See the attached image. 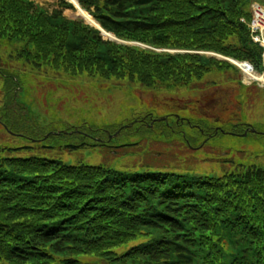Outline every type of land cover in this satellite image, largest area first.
Segmentation results:
<instances>
[{
    "label": "trees",
    "instance_id": "trees-1",
    "mask_svg": "<svg viewBox=\"0 0 264 264\" xmlns=\"http://www.w3.org/2000/svg\"><path fill=\"white\" fill-rule=\"evenodd\" d=\"M78 1L85 9L95 3ZM250 1L103 0L94 7L100 25L118 37L155 48L213 51L247 60L262 71L263 48L252 40L250 15L244 9ZM58 2L47 10L33 0H0V81L6 91L0 123L32 143L65 133L44 138L58 128L41 124L19 99L24 73L42 68L70 78L126 77L175 89L199 79L209 63L230 67L196 52L155 51L104 40L97 28L66 19L63 9L73 5ZM239 87L238 95L251 91ZM166 122L155 121L153 129L140 126L174 131L185 124L183 119L174 125ZM205 124L198 122L199 132L210 128L211 122ZM84 125L78 126L81 132L68 134L76 139L65 146L110 143L102 128ZM244 129L239 122L232 130ZM249 134L264 137L260 131ZM20 148L0 145V264H93L87 255L109 264H264L260 166L221 176L179 174L148 165L122 171L14 155ZM144 236L150 238L128 245Z\"/></svg>",
    "mask_w": 264,
    "mask_h": 264
},
{
    "label": "rangeland",
    "instance_id": "rangeland-1",
    "mask_svg": "<svg viewBox=\"0 0 264 264\" xmlns=\"http://www.w3.org/2000/svg\"><path fill=\"white\" fill-rule=\"evenodd\" d=\"M33 1L47 10L59 4V0ZM65 1L71 3L69 0ZM75 1L82 7L78 0ZM94 2V5H103V0ZM254 2H258L264 9V2L261 0H251L246 4L244 9L249 12V21L253 18L251 6ZM71 4L73 9H63L62 15L66 19H79L85 25L96 28L84 18L76 16L75 4ZM94 5L91 4L88 9L82 8L92 16L100 28L110 33L109 37L131 44L106 38L99 31L104 40L171 53L203 52L206 53L202 54L205 57L226 61L230 67L224 65L217 67L209 63L208 71L199 79L193 78L189 84L175 89L159 82L145 85L126 77L70 78L62 73L56 74L51 69L44 71L42 68L40 71L24 73L21 78V90L18 93L19 99L28 105L30 113L41 124L51 123L50 129L58 128L47 131L45 135L55 134L57 131L65 135L52 136L47 141L32 143L13 132L10 134L0 123V145L22 147L14 151V155L18 156L37 155L54 158L65 164L87 163L122 171H134L148 165L179 174L221 176L245 170L251 165L264 169V137L260 138L253 134L245 136L230 134L234 132L232 129L239 122L244 123V131L251 126L264 133V59L262 71L253 69L262 76V79H247L234 62L207 53H215L225 58L233 57L213 51L155 48L139 40L118 37L100 25L95 17ZM2 85L0 81V107L3 105L2 100L6 92ZM240 85L251 89L250 93H246L245 96L238 95ZM178 118L185 120V124L174 131L167 129L161 131L158 127L153 131L147 130L153 127L155 121H167L166 123L174 125ZM196 121L203 127L208 125L205 123L211 122L210 128L199 132L198 129H201L198 128ZM141 123L147 128L141 127ZM84 124L102 128L104 140L110 143L101 145L96 142L88 146L81 144L76 148L65 146L75 143L76 138H70L69 135L75 131L81 132L77 130L78 126ZM65 126L73 128L66 130ZM120 127L119 133L112 136ZM217 128L223 129V133L218 131L211 136ZM154 131L160 134L155 135ZM234 133L241 134L237 131ZM95 139L100 141L101 138ZM122 144H127L128 147H123ZM149 238L139 237L128 245ZM117 250L123 251V248ZM86 261L93 264H109L107 259L95 255H87Z\"/></svg>",
    "mask_w": 264,
    "mask_h": 264
},
{
    "label": "bare ground",
    "instance_id": "bare-ground-1",
    "mask_svg": "<svg viewBox=\"0 0 264 264\" xmlns=\"http://www.w3.org/2000/svg\"><path fill=\"white\" fill-rule=\"evenodd\" d=\"M77 7L76 15L82 16L87 22L96 24L95 20L92 18V16L84 10L82 7L79 6V4L75 1L72 0ZM258 16V21L256 20L257 23H259L261 26V30L264 31V11L262 15H256ZM110 34V33H107ZM232 60V59H230ZM237 66L241 69L243 72L244 76L247 77V79H262L261 75H258L257 73L254 72L252 66L248 62H240L237 60H232Z\"/></svg>",
    "mask_w": 264,
    "mask_h": 264
},
{
    "label": "water",
    "instance_id": "water-1",
    "mask_svg": "<svg viewBox=\"0 0 264 264\" xmlns=\"http://www.w3.org/2000/svg\"><path fill=\"white\" fill-rule=\"evenodd\" d=\"M71 3H73L74 4V2L72 1V0H69ZM75 6V5H74ZM75 9H77V7L75 6ZM76 16H78V17H81V18H83L82 16H79V15H76ZM91 25H93V26H95L96 28H98V30L100 31V33H102V35L103 36H105L106 38H109V39H113V40H115V41H117V42H121V43H129V44H131V42H125V41H123V40H120V39H117V38H115V37H109V34H107L102 28H100L99 26H98V24H93V23H91ZM199 53H203V52H199ZM204 54H206V53H204ZM207 54H209V55H215L216 57H219V58H222V59H225V60H228V61H231L232 62V60H234V59H232V58H225V57H222V56H220V55H217V54H215V53H207ZM230 59H232V60H230ZM0 122H1V119H0ZM4 125V127L9 131V133H11L12 131L11 130H9L7 127H6V125L5 124H3ZM120 129H121V127L112 135V136H116L118 133H119V131H120ZM218 129H215L214 131L216 132ZM219 130L220 131H223L222 129H220L219 128ZM251 131V132H254V131H256L253 127H251V126H249L248 128H247V130H245L243 133H241V134H238V135H240V136H245L246 134H247V131ZM65 132V131H64ZM55 134H59V131H57V132H54ZM230 134H236V133H234V132H230ZM48 135L46 134V135H44V138H46ZM110 138V137H109Z\"/></svg>",
    "mask_w": 264,
    "mask_h": 264
},
{
    "label": "built area",
    "instance_id": "built-area-1",
    "mask_svg": "<svg viewBox=\"0 0 264 264\" xmlns=\"http://www.w3.org/2000/svg\"><path fill=\"white\" fill-rule=\"evenodd\" d=\"M262 13H263V10L259 7V6H255V8H254V17H253V20H252V29H253V31H257V30H260V22L259 23H257L256 22V20L258 21V16H256V15H259L260 16V14L262 15Z\"/></svg>",
    "mask_w": 264,
    "mask_h": 264
},
{
    "label": "flooded vegetation",
    "instance_id": "flooded-vegetation-1",
    "mask_svg": "<svg viewBox=\"0 0 264 264\" xmlns=\"http://www.w3.org/2000/svg\"><path fill=\"white\" fill-rule=\"evenodd\" d=\"M177 120H179V121H180V118H178Z\"/></svg>",
    "mask_w": 264,
    "mask_h": 264
}]
</instances>
